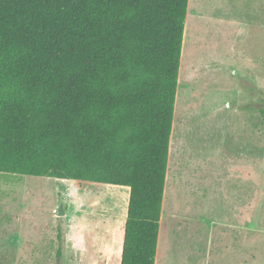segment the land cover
<instances>
[{
	"label": "trees",
	"instance_id": "obj_1",
	"mask_svg": "<svg viewBox=\"0 0 264 264\" xmlns=\"http://www.w3.org/2000/svg\"><path fill=\"white\" fill-rule=\"evenodd\" d=\"M188 6L0 0V173L128 188L121 264H156Z\"/></svg>",
	"mask_w": 264,
	"mask_h": 264
},
{
	"label": "rangeland",
	"instance_id": "obj_2",
	"mask_svg": "<svg viewBox=\"0 0 264 264\" xmlns=\"http://www.w3.org/2000/svg\"><path fill=\"white\" fill-rule=\"evenodd\" d=\"M187 19L156 264H264V0H189ZM129 195L0 173V264H82L87 232L115 264Z\"/></svg>",
	"mask_w": 264,
	"mask_h": 264
},
{
	"label": "crops",
	"instance_id": "obj_3",
	"mask_svg": "<svg viewBox=\"0 0 264 264\" xmlns=\"http://www.w3.org/2000/svg\"><path fill=\"white\" fill-rule=\"evenodd\" d=\"M60 189H63V188H60ZM62 201L65 202L64 198H62ZM125 223H126V219L124 220V228H125ZM124 228L122 231V238H121L122 240H121L118 256H115V258H114L115 264H121L123 239H124ZM85 238H86V244H87L86 246H85V244L77 245L75 243H72V246H71L72 249L77 254V256L82 259L83 263L84 264H110L108 256H107V251H106L107 249L103 248L102 250L96 252L93 249V244H92L93 237H92V235H89V232H87Z\"/></svg>",
	"mask_w": 264,
	"mask_h": 264
},
{
	"label": "water",
	"instance_id": "obj_4",
	"mask_svg": "<svg viewBox=\"0 0 264 264\" xmlns=\"http://www.w3.org/2000/svg\"><path fill=\"white\" fill-rule=\"evenodd\" d=\"M94 184H98V183H94ZM104 185H105V184H104ZM58 215L61 216V217H66V216H67V212H66V210H65V208H64L63 205H61V208H60V210H59Z\"/></svg>",
	"mask_w": 264,
	"mask_h": 264
},
{
	"label": "bare ground",
	"instance_id": "obj_5",
	"mask_svg": "<svg viewBox=\"0 0 264 264\" xmlns=\"http://www.w3.org/2000/svg\"><path fill=\"white\" fill-rule=\"evenodd\" d=\"M187 22H188V24H189V18L187 19ZM188 24H187V26H188ZM186 31H187V30H186ZM184 54H185V53H184ZM183 57H184V56H183ZM183 57H182V58H183ZM181 63H182V62H181ZM182 67H183V66H182ZM181 72H182V70H181Z\"/></svg>",
	"mask_w": 264,
	"mask_h": 264
}]
</instances>
